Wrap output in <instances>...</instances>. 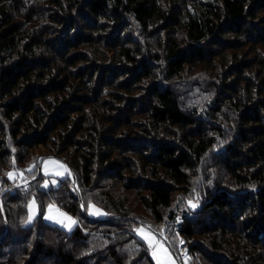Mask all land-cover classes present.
Returning <instances> with one entry per match:
<instances>
[{
    "label": "trees",
    "instance_id": "1",
    "mask_svg": "<svg viewBox=\"0 0 264 264\" xmlns=\"http://www.w3.org/2000/svg\"><path fill=\"white\" fill-rule=\"evenodd\" d=\"M204 63L210 103L189 108L178 82ZM41 146L77 183L15 187ZM0 182V264H157L135 230L177 224L192 186L189 253L264 264V0H0ZM51 203L70 234L43 220Z\"/></svg>",
    "mask_w": 264,
    "mask_h": 264
},
{
    "label": "rangeland",
    "instance_id": "2",
    "mask_svg": "<svg viewBox=\"0 0 264 264\" xmlns=\"http://www.w3.org/2000/svg\"><path fill=\"white\" fill-rule=\"evenodd\" d=\"M212 77V72L209 70L206 63L201 64L196 69H191L186 73V77L184 78L186 80L178 82L177 87V93L180 98L183 99L185 106L189 108H203L207 103H210L211 95L208 91H210L211 88L207 89V87L211 82L210 80L213 79ZM33 152L37 156L38 163L43 157H47L42 160L39 170L38 165L36 168L33 167L29 168L30 170H25V173H23V171L11 170L8 173V179L12 183L17 181L15 187L24 185L30 181H40L41 187L44 189H50L56 188L59 185L60 180L67 177L74 180V175L76 178L74 173L72 175L73 171L71 172L68 164L70 159H65L66 155L62 158L49 157L48 155L50 154L45 146L36 148ZM27 162L24 163V165H26ZM9 174L12 176L11 179L9 178ZM194 179L195 176L193 177V180ZM45 181H47V187H44ZM77 181L78 180L76 178L75 183H77ZM202 190L203 188H196V186H192L188 193L179 190L176 192L173 203L175 206L173 210L177 213V224L173 223L171 226L167 224H156L157 226L155 229H157L158 233L146 225H140L136 228L135 234L149 246L151 254L157 264H209L200 256L189 253L188 246L184 242L185 238L181 236L182 234L180 232V228L178 227L179 223L183 219V217H181L183 213L184 215H186V213H197V208L203 199ZM33 201L35 203H33ZM49 206H52L53 210L51 212H49ZM82 208L84 210L86 209L84 205H82ZM137 212L140 213L146 220L152 221V216L147 212L142 211L141 208H138ZM40 213V206L36 198H33L28 207V218L25 225L32 224ZM61 213L63 215H61ZM87 214L88 217L94 219L105 218V212L103 209L93 203L87 205ZM46 216H51V219H45L44 217ZM43 220L48 224L56 225L62 228L69 234L75 229L78 222L77 218L53 203L49 204L44 210ZM208 221L209 219H207V223Z\"/></svg>",
    "mask_w": 264,
    "mask_h": 264
},
{
    "label": "snow or ice",
    "instance_id": "3",
    "mask_svg": "<svg viewBox=\"0 0 264 264\" xmlns=\"http://www.w3.org/2000/svg\"><path fill=\"white\" fill-rule=\"evenodd\" d=\"M55 163H58V162H55ZM9 178L11 179L12 178V176H11V174H9ZM54 183V182H53ZM48 186V184H47V181H45V184H44V187H47ZM33 203H35L34 201H33ZM53 209H52V206H49V212H51ZM58 211V210H57ZM98 211V210H97ZM61 215H63L62 213H61ZM45 219H51V216H46V217H44ZM145 238H147V237H145Z\"/></svg>",
    "mask_w": 264,
    "mask_h": 264
},
{
    "label": "water",
    "instance_id": "4",
    "mask_svg": "<svg viewBox=\"0 0 264 264\" xmlns=\"http://www.w3.org/2000/svg\"><path fill=\"white\" fill-rule=\"evenodd\" d=\"M49 156L54 157L53 155H49ZM71 172H72V170H71ZM72 175H73V172H72ZM73 178H74V180L76 181V178L74 177V175H73ZM143 225H146V224H143ZM174 252H175V251H174Z\"/></svg>",
    "mask_w": 264,
    "mask_h": 264
}]
</instances>
